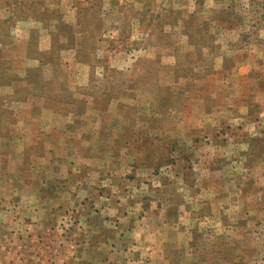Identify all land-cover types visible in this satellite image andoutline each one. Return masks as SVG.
Returning <instances> with one entry per match:
<instances>
[{
    "label": "rangeland",
    "instance_id": "1",
    "mask_svg": "<svg viewBox=\"0 0 264 264\" xmlns=\"http://www.w3.org/2000/svg\"><path fill=\"white\" fill-rule=\"evenodd\" d=\"M0 264H264V0H0Z\"/></svg>",
    "mask_w": 264,
    "mask_h": 264
},
{
    "label": "crops",
    "instance_id": "2",
    "mask_svg": "<svg viewBox=\"0 0 264 264\" xmlns=\"http://www.w3.org/2000/svg\"><path fill=\"white\" fill-rule=\"evenodd\" d=\"M149 247H146L145 249H148ZM149 249H151V248H149Z\"/></svg>",
    "mask_w": 264,
    "mask_h": 264
}]
</instances>
